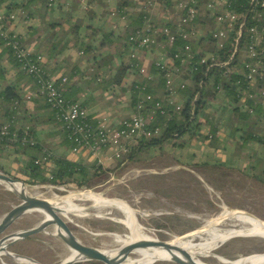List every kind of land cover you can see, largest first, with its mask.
I'll list each match as a JSON object with an SVG mask.
<instances>
[{
  "label": "crops",
  "instance_id": "crops-1",
  "mask_svg": "<svg viewBox=\"0 0 264 264\" xmlns=\"http://www.w3.org/2000/svg\"><path fill=\"white\" fill-rule=\"evenodd\" d=\"M142 2L143 0H61L55 6L47 7L44 0L34 2L3 0L0 2V8H7L11 4L10 6L13 7V12L17 17L10 23L9 28L19 35L26 47L41 54L42 63L58 81L62 76L66 77L62 86L64 95L68 99L78 100L94 118L109 124H117L123 117L133 112L138 97L135 100L132 96V84L139 80H146V74L140 73L135 68H126L119 84L110 82L113 71L120 63L129 65V67V63H131L129 57L131 47L125 44L122 36L129 26V19L126 17L125 20H122L119 15L112 16L110 10L120 7L128 15L141 11ZM68 6L74 9L70 12V17L64 18L61 16L60 10L68 9ZM89 8L92 9L90 15L86 13ZM158 9L159 7L151 10V20L154 22L162 20ZM87 16L90 17L89 20L86 19ZM136 57L139 64L150 73L147 81L149 88L154 89L159 83L158 74L154 71L156 68L154 60L160 58L158 49H136ZM0 66L3 71L0 75V124L10 122L17 133L20 129L26 131L31 127L33 131L30 133V137L43 146L42 151L46 148L52 154L64 155L75 161L92 162L97 160L87 150H74L69 145L52 110L46 105L44 98L37 93L36 82L29 74L10 61L8 53L4 51L1 43ZM171 77L177 90L174 99L178 101L185 96L178 85L185 81L189 86L191 84L190 76L185 72H172ZM6 86H12L17 91L16 98H4L2 90ZM160 86L159 90L156 89L153 93L164 98L168 92L165 84ZM224 108L227 110V115L221 116V110ZM200 119V128L204 127L200 130L202 135L207 134L212 126L215 128L216 138L212 141L207 139L213 145V151H209L212 155L218 156L215 152L220 149L218 147L223 144L222 141L229 140V136H233V141L239 143L241 130L245 125L236 117V113L231 110L230 106L218 105L211 113L202 111ZM254 119V116L251 115L249 123L246 125L247 128L251 126ZM235 124L242 126L239 136L233 130ZM189 141V144L183 148L172 147L170 151L174 156L166 158H164V154H161L162 146L158 145L159 152L147 158L146 163L150 162V165L153 166H148L151 171L143 174V176L147 175L145 180L149 182L148 176L151 173L157 175L162 173L166 176L167 173H170V176L175 179L180 174L192 181L195 179L196 183L198 180L205 183L217 181L220 176H223L224 167L211 163H224L222 159L224 155L218 156L222 160L198 161L195 159L196 153L200 150L205 151L206 147L198 150L196 140ZM173 144L179 143L173 141ZM259 144L257 141L250 143L253 149H256ZM36 153L41 154L40 152ZM139 158L138 156L137 159L130 160L127 155L117 158L113 155L112 149H108L99 162L107 169V172L117 175V179L120 180L125 176L128 167L135 171L143 167L136 164L138 162L136 160ZM26 159V154L17 152L11 142L0 143V167L2 169L10 172H23ZM42 161L44 160L42 159ZM253 161L249 162L253 163ZM179 169L184 171L180 172ZM162 175L158 178L161 181L160 185L165 184ZM207 177L206 182L203 178L207 179ZM129 178L133 180L135 177L129 175ZM152 184L159 185L157 181Z\"/></svg>",
  "mask_w": 264,
  "mask_h": 264
},
{
  "label": "built area",
  "instance_id": "built-area-1",
  "mask_svg": "<svg viewBox=\"0 0 264 264\" xmlns=\"http://www.w3.org/2000/svg\"><path fill=\"white\" fill-rule=\"evenodd\" d=\"M60 1L44 0V4L53 7ZM141 4L144 23L131 31L127 40L131 47L130 68L145 73L146 80L132 84L138 97L134 110L117 124L96 119L78 100L67 99L62 86L66 77L62 76L58 81L53 76L42 63L41 54L26 47L19 35L9 28L16 14L5 7L0 8V36L19 61V68L34 79L37 93L44 98L55 119L74 141L72 148L85 149L98 161L108 149H112L115 157L122 158L140 136L158 135L160 127L153 125V108L164 114L165 104L180 109L185 102V96L178 101L174 99L177 90L172 81V72L191 75L199 69L200 63L205 65V74L217 67L226 78L233 73L238 75L232 82L237 97L232 104L239 105L254 116V107L249 106L248 102L259 103L263 110L257 120L264 132V0H143ZM157 6L162 20L154 22L151 20V10ZM110 15H119L122 20L127 17L120 7L112 8ZM178 38L186 41L170 54L169 49ZM152 48H157L160 56L154 60V64L165 75L168 94L164 98L147 91L150 73L136 57V49ZM224 79L217 87L222 86ZM202 83L201 79L199 85ZM186 86L185 81L178 85L179 88ZM221 96L226 103L228 98ZM197 97L198 92L192 96L191 103ZM212 98L214 96H209L207 101ZM149 102L152 103L150 108L146 107ZM207 133L210 137L211 133ZM5 137L11 140L17 137V130L12 128L10 122L0 124V139ZM31 140L24 131L20 141Z\"/></svg>",
  "mask_w": 264,
  "mask_h": 264
},
{
  "label": "rangeland",
  "instance_id": "rangeland-1",
  "mask_svg": "<svg viewBox=\"0 0 264 264\" xmlns=\"http://www.w3.org/2000/svg\"><path fill=\"white\" fill-rule=\"evenodd\" d=\"M73 9L71 7L68 9L62 8L60 10L61 16L64 18L70 17V12ZM86 13L92 14V9H87ZM86 19L89 20L90 17L87 16ZM224 104V98L216 94L214 98L208 100L203 105L202 110L197 114V119L201 121L202 111L211 113L215 107ZM220 115L226 116L227 110L225 108L221 110ZM203 128L201 127L200 130ZM236 132L237 136H239L240 129L236 130ZM194 139L196 140L198 150L206 147L205 151L200 150L196 153V160H208L209 162L213 161V159H223L224 163H211L224 167V174L220 176V180L212 181L213 183L208 181V183L206 181L208 180L207 177V179L203 178L207 183L203 181L199 182V180L196 183L195 179L192 181L180 174L175 179L170 176V173H167V176L166 174L162 175V173L159 175L151 173L148 176L149 182H147L145 180L147 175L143 176V174L151 171L149 167L153 165H150V162L147 164L146 161L147 158L159 152L160 147L158 145L148 146L139 152L138 156L140 158L136 160L138 161L136 164L143 166V169L137 167L140 170L137 169L135 171L130 170L128 167L125 176L120 180L117 179V175L107 172L108 176L105 181L90 187H79L73 182L65 185L48 182L31 183L29 177L21 171L10 172L2 168H0V171L23 181L26 187L33 188L32 190L35 191L31 190V194L41 197L51 198L52 196H56V194L60 197L61 195L70 193V191L72 193L90 189L100 192L104 196L122 198L135 211L137 220L143 230L153 231L161 239H171L173 236H179L203 226L206 220L214 218L218 214L221 205L241 208L253 214L259 220L264 221V144L260 143L256 149H253L250 144L239 146L233 141L234 138L231 136V140L222 141L223 144L218 147L220 149L215 152L218 156L224 155L221 159L209 152L210 150L211 152L213 151V145L208 142V138L204 139L198 133L185 132L183 136L176 138V141H182L184 142V146H186V144H189V140L192 142ZM173 140L169 138L161 143V154H164V158L174 156L170 151L172 147L183 148L179 144H173ZM257 157H260L262 160L259 166L255 161ZM252 160H254L253 163H250L249 161ZM179 171L184 170L179 169ZM199 171L201 172L200 168ZM129 175H134L135 178L131 180ZM160 175L164 177L165 184L162 183L160 185L161 181L158 180L161 177ZM155 181L159 185L152 184ZM19 201V197L8 189L3 182H0V216L2 217L8 209ZM73 201L78 206L84 205L85 208L82 206L84 208L83 211L67 213V216H69L66 217L68 219L67 223L72 232L83 243L106 249L116 248L121 244L131 241L129 228L116 219L117 216L122 215L120 209L110 205L92 207L90 200L73 199ZM43 216V213L38 210L24 212L8 226L4 233L31 227L39 223ZM54 229V224H50L46 227V230H41L25 238L18 239L7 246V248L30 255L42 264H57L67 255L69 246L61 237L53 234ZM219 232L227 233L229 231L225 229ZM216 234L211 237L206 249L199 257L205 264H223L222 262H226L227 264H250L253 262L252 260H256L264 255L263 237L245 234L221 241L214 239ZM192 236L183 238L174 245L182 243ZM157 261L173 262L166 259H158L154 262ZM0 264L29 263L21 262L6 253H2L0 255Z\"/></svg>",
  "mask_w": 264,
  "mask_h": 264
},
{
  "label": "trees",
  "instance_id": "trees-1",
  "mask_svg": "<svg viewBox=\"0 0 264 264\" xmlns=\"http://www.w3.org/2000/svg\"><path fill=\"white\" fill-rule=\"evenodd\" d=\"M28 1L34 2L37 0H28ZM10 5L7 7V10L13 11V7ZM142 14L143 12L139 11L127 15V18L129 19V23H128L129 26L125 29L124 33L122 34L126 45L128 44L127 38L129 33H131V31H133L136 27L141 26L144 23ZM185 41L186 40L183 38H178L169 49L170 54L173 50L176 49L177 46L183 44ZM0 43L3 45L4 51L8 53L10 61L15 66L19 67V61L15 57L11 48L5 44L4 39L1 36H0ZM226 48H228V44ZM154 66L156 67L154 71L158 74L159 77V83L158 85L155 86L154 89L149 88L148 85L147 91H150L152 93L155 92L156 89H158V87L160 88L161 84H163V86L165 84L164 71L161 70L156 65ZM126 68H130L129 65H124L120 63L113 71L110 77V82H112L113 84H119L121 82L122 76L125 74ZM204 69H205V65L203 63H200L199 69L197 71H194L191 75H189L191 84L184 88H180L182 94L185 95V102L183 103V106L180 109L175 108V106L172 104H165L164 105L165 113L163 114L160 113L158 109L153 108L155 112V120L153 121V125L154 124L159 125L160 131L158 135L140 136L136 141H134L127 149L126 155L128 159L130 160L137 159L138 154L141 150L151 145H161L162 142H164L169 138L174 139L173 141L175 143L176 138L181 137L185 132L198 133L199 136H202V138H209L210 141L215 139L216 138L215 128L213 126L209 130V132L211 133L210 137L208 136V133L202 135V133L200 132L201 121L197 119V114L202 110L203 105L207 102V98L209 96L215 97V95L218 94V92L220 93L222 92L221 94H223V96L228 98V101L224 105L230 106L231 110L236 113V117L240 121H242V123H244L245 125L243 129L242 126H239L237 124H235V126L233 127L234 131L238 129H242L238 145L246 146L254 141L264 144V132L263 129L259 126L257 120L258 114L262 113L263 110L261 105L259 103L255 104L251 101L248 102L249 106L254 107L255 119L252 120L253 122H251V126L247 128L246 125L249 123L251 114L248 113L247 111H244L239 105L232 104V102H235L237 100V97L234 92V85L232 82L235 80V78L238 75L236 73H233L229 78H226L222 76L221 70L218 69L217 67L211 68L209 71L206 72V74L203 73ZM2 72L3 71L0 66V75L2 74ZM223 78L225 79L222 82V86L217 87L219 82ZM201 79L203 80V83L202 85H199V81ZM2 92L5 99H14L17 97L16 95L17 91H15V89L12 86H6L2 90ZM196 92H198V97L191 103V98ZM132 96L136 100L137 95L135 91H133ZM146 107L148 108L152 107V103L149 102ZM26 131L28 133V136L30 137V133L33 131L31 127L26 129ZM23 132H24L23 129H20L15 139L11 140L10 137H5L3 139H0V143L6 144L11 142L15 146V150L17 152L26 154L27 159L22 170L23 173L29 177V181L31 183L48 182L53 184L65 185L69 182H73L79 187H90L107 179L108 176L107 169L98 160H94L92 162H86L82 160L75 161L65 157L64 155L52 154L46 148L43 149L42 151L43 146L40 145L36 140L33 141L32 139L31 141L22 143L20 141V138L23 136L22 135ZM64 137L65 139H67L69 145L73 147L74 141L67 136L65 131H64ZM229 140H231V136H229ZM178 143L180 146H184V142L180 141ZM36 152H40L41 154H37ZM43 157H46L44 161H42ZM255 161L258 164V166L259 163L262 162V160L258 157L255 158ZM73 264H104V263L99 260H84V261L75 262ZM153 264H176V263L173 262L170 263L167 261H157L154 262Z\"/></svg>",
  "mask_w": 264,
  "mask_h": 264
},
{
  "label": "bare ground",
  "instance_id": "bare-ground-1",
  "mask_svg": "<svg viewBox=\"0 0 264 264\" xmlns=\"http://www.w3.org/2000/svg\"><path fill=\"white\" fill-rule=\"evenodd\" d=\"M0 182H3L5 186L8 189L12 190H24L26 193L31 194V190L33 188H28L24 184H22L20 181H15L12 184L7 183L3 180H0ZM32 187V186H31ZM35 188V187H34ZM39 190V189H37ZM34 191V190H32ZM35 192V191H34ZM40 193V192H39ZM72 197V198H71ZM59 198L56 194V196H52L51 200H56ZM64 200H61L57 205L63 209H67L65 217L67 216V213L69 212H80L83 211L85 208L84 205H82L84 208H80L81 206H78L77 203L73 201V199H79V200H90L92 205H96V207L110 205L115 206L118 209L121 210V216H117V220L122 222L125 226H127L131 232V241L137 239L138 237H147V238H158L155 232L147 230L144 231L143 228L136 223L133 213L127 209V206L120 200L117 201H111L106 202L107 200L105 198H102L99 194H96L94 192L90 191H70V194L64 197ZM71 198V199H70ZM103 201L105 202L103 204ZM103 204V205H101ZM88 205V204H87ZM100 205V206H99ZM88 207V206H87ZM42 212V211H41ZM85 212V210H84ZM43 215L44 212H42ZM97 213V212H96ZM100 214V213H99ZM115 214V213H113ZM95 215V214H94ZM101 216V215H100ZM105 216V215H104ZM1 217V216H0ZM113 217V218H114ZM111 218V217H110ZM115 220V219H114ZM56 229V228H55ZM54 229V231H55ZM229 232L220 233L219 231L225 230ZM59 231V230H57ZM232 232V233H231ZM217 233V234H216ZM215 235L214 239H218L221 241H225L227 239H230L234 236H243L245 234L252 235V236H259L264 238V221L259 220L256 216L253 214L237 207H226L224 205H221L220 211L218 214L215 215L214 218H210L206 220L205 224L197 229H193L191 231H188L186 233L180 234L179 236H173V238L169 239V243L173 245V251H175L178 255L182 257H187L191 260H196L201 264H205L200 260V255L204 252V250L207 247V244L209 243L211 237ZM193 235V236H192ZM191 238L183 241L182 243H178L183 238L190 237ZM130 241V242H131ZM118 247V246H117ZM116 247V248H117ZM116 248H112V251L110 252V256L114 255ZM104 249V248H102ZM3 252L0 251V255ZM75 250L69 247V251L64 259H69L73 255H75ZM170 254L169 252L163 248L162 246H144V247H137L133 249L128 256L121 261L118 264H150L158 259H164L169 258ZM21 262H27L29 264H36L31 260H26L23 258H16ZM250 264H261L264 262V255L259 257L258 259L252 260ZM223 264H227L226 262H222Z\"/></svg>",
  "mask_w": 264,
  "mask_h": 264
},
{
  "label": "water",
  "instance_id": "water-1",
  "mask_svg": "<svg viewBox=\"0 0 264 264\" xmlns=\"http://www.w3.org/2000/svg\"><path fill=\"white\" fill-rule=\"evenodd\" d=\"M0 180H3L10 184H12L15 181H20L22 184H24L23 181L18 180L17 178L12 177L11 175L1 171H0ZM10 190L13 191L19 197L20 201L15 205H13L10 209H8L0 218V251L8 254L13 258H23L26 260H31L36 264H42L32 256L19 253L16 251H12L8 249L7 246L11 245L13 242H15L18 239L25 238L30 234H33L41 230H46L47 226H49L50 224H54L56 229L53 234L61 237V239L76 252L75 255H73L71 258L63 259L57 264H73L75 262L84 261V260H99L104 264H118L121 261H123L133 249L144 246H162L170 254L169 258H164V259L173 261L178 264H201L196 260H191L187 257H182L178 255L175 251H173L172 249L173 245L169 243L168 241L169 239L152 238V237L147 238L142 236L138 237L137 239L129 243H124L119 245L116 248L114 255L110 256L109 254L112 251V248L102 249L93 245L85 244L81 240H79V238L72 232L71 228L67 223L68 219L64 216L67 212V209H63L57 205V203H59L61 200H64L65 199L64 197L69 195L70 193L61 195L56 200H51L46 197H41L39 195L28 194L22 189L18 191L16 190L14 191L12 189ZM86 191L99 194L102 198H105L107 200L106 202L117 201V200L122 201L127 206V209L133 213L136 223L139 224L135 211L133 210L131 205L124 199L118 197H112V196H104L102 193L90 189ZM104 203L105 202L103 201V204ZM91 206L96 207V205H91ZM80 208L83 207L81 206ZM30 210L42 211L44 212L45 215L43 216V218L40 220L39 223L31 227L4 233V231L8 228V226L16 218H18L24 212ZM261 264H264V262Z\"/></svg>",
  "mask_w": 264,
  "mask_h": 264
}]
</instances>
